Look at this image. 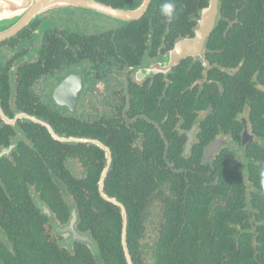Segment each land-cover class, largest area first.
<instances>
[{
    "label": "flooded vegetation",
    "instance_id": "flooded-vegetation-1",
    "mask_svg": "<svg viewBox=\"0 0 264 264\" xmlns=\"http://www.w3.org/2000/svg\"><path fill=\"white\" fill-rule=\"evenodd\" d=\"M164 2L0 0V132L11 131L0 160L22 149L46 175L0 180V264L87 253L104 264L93 233L111 235L125 264L130 246L142 264L174 247L202 264H243L263 248L264 68L245 69L243 99H230L238 67L217 44L230 41L226 28L211 34L219 11L201 55L167 67L208 0L188 20L183 4L166 19Z\"/></svg>",
    "mask_w": 264,
    "mask_h": 264
},
{
    "label": "trees",
    "instance_id": "trees-1",
    "mask_svg": "<svg viewBox=\"0 0 264 264\" xmlns=\"http://www.w3.org/2000/svg\"><path fill=\"white\" fill-rule=\"evenodd\" d=\"M173 1L175 2V12H177V10L180 11V6L183 4L185 19L187 20L193 10L197 12L199 6L206 3V0ZM219 12L217 28H215L211 34H220L219 30L226 28L227 34L230 35V41H227V39L225 41L219 40L217 37L219 41L217 44L226 48V50L230 48V59L234 62V65L238 67L235 75L233 76L234 82L230 85V99L238 101L243 99V85L245 80V76H243V74L245 69L253 71L254 69L264 68V0H219ZM221 19H230V28L227 29L226 24H223ZM239 62H242L241 65L238 64ZM58 128L61 129L60 126ZM10 132H0V142H3L2 144L8 143ZM41 144L43 147L51 145L47 142H41ZM40 151L43 150L40 149ZM32 153V155L35 154L34 151ZM32 161L36 164H41L39 156L36 155L31 157L29 153H26L22 149H18L17 154H14L13 162L5 159L0 160V180H5L7 178H24L31 175L32 177L38 178L41 183H44L46 175L43 173L44 166L42 164V169L39 170L37 168L36 173L30 172L29 174L28 171L25 170L27 169V162ZM94 180L95 177L92 175L89 178V183L93 184ZM73 189H75V187H70V190ZM92 190H94V187H92ZM78 195H80V198L78 199L79 210H89V208H86L84 205V193L80 192ZM20 205L21 204H19V206ZM93 208L96 209L94 204L91 208L92 212ZM92 235L98 242L100 258H102L104 264H125L122 249L118 243L112 240L111 235L96 233H93ZM259 237H261V235ZM181 243L182 239L180 236L177 240V245L179 246ZM34 244L36 245V250L40 249L36 256L40 261V257L41 255H44L46 248L43 244L40 246V243L36 241ZM262 247L264 248V242ZM263 248L259 250L260 252H249L248 255L244 254V256H240V260L237 258L234 259H237L239 262H243V264H256L254 257H258L256 258L258 260L264 259ZM134 252L137 254L138 261L134 256ZM130 253L133 255L135 264H142L141 259L144 257L138 247L132 250L130 246ZM223 253L224 251H219V259L224 257L225 254ZM94 257L95 256L92 254L87 253L83 258L79 259L78 264H97ZM155 258L156 264H202L200 257L198 258L197 251L179 249L178 247H174V249L170 250L169 248L167 250H156ZM34 263H36L35 259Z\"/></svg>",
    "mask_w": 264,
    "mask_h": 264
},
{
    "label": "water",
    "instance_id": "water-1",
    "mask_svg": "<svg viewBox=\"0 0 264 264\" xmlns=\"http://www.w3.org/2000/svg\"><path fill=\"white\" fill-rule=\"evenodd\" d=\"M53 2L59 0H50ZM75 3H77L75 1ZM219 0H208L207 5L201 9L197 27L194 29L193 36L190 38H185L177 41L174 48L170 51L167 58V67L175 65L180 59L187 56H195L197 54L201 55L202 47L207 37L213 30L215 25L216 18L218 16L219 11ZM66 85L63 84L60 86V89H65ZM49 131L51 135L58 140H65V138L59 136L57 133H54L52 129L49 127ZM3 151L0 152V155ZM206 156V155H205ZM72 228V225H70ZM68 228L73 231L72 237L76 239H81L82 235L77 234L73 229ZM125 246V245H124ZM126 250V249H125ZM126 257L129 262V256L126 252ZM130 264V263H128Z\"/></svg>",
    "mask_w": 264,
    "mask_h": 264
},
{
    "label": "clouds",
    "instance_id": "clouds-1",
    "mask_svg": "<svg viewBox=\"0 0 264 264\" xmlns=\"http://www.w3.org/2000/svg\"><path fill=\"white\" fill-rule=\"evenodd\" d=\"M175 12V3L173 0H165L161 5V13L166 19H171Z\"/></svg>",
    "mask_w": 264,
    "mask_h": 264
}]
</instances>
